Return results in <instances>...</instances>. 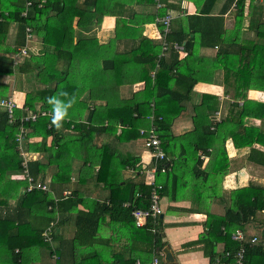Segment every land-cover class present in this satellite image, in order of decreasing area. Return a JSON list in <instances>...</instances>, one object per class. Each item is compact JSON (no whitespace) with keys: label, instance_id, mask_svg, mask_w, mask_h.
<instances>
[{"label":"trees","instance_id":"1","mask_svg":"<svg viewBox=\"0 0 264 264\" xmlns=\"http://www.w3.org/2000/svg\"><path fill=\"white\" fill-rule=\"evenodd\" d=\"M200 1V11L171 22L165 38L170 48L160 56L162 41H152L141 32L145 23L180 10L167 0H31L28 8L23 0H0V78L16 70L33 75L39 85L25 92L23 104L13 109L12 121L0 108V264H52L51 253L57 257L55 264H116V260L133 264L149 261L153 250H162L161 220L157 218L154 224L148 218L144 226L137 227L131 216L134 208L148 207L151 186L123 178V170H139L138 159L115 148L141 139L139 131L151 125L168 162L174 157L170 172L155 175L161 194L185 187L184 178L189 176L196 186L200 179L201 188L213 189L212 182L221 180L228 168V139L234 148L246 152L248 162L264 167V151L253 148L255 144L264 148V103L247 99L250 90L264 92V14L257 15L256 24L250 23L243 31L244 0H225L215 15L211 8L216 0H194L195 7L199 8ZM157 2L163 7L150 11ZM232 3L236 6L234 23L225 28L223 15ZM105 16L115 18L114 36L100 43L93 30ZM12 23L18 25L15 43L19 47H26V35L32 34L44 47L37 55L22 56L16 68L6 56L14 52L6 45ZM124 39L135 44L121 51L118 43ZM174 44L182 50L173 49ZM201 48H216V52L203 56ZM84 62H99L101 67L78 71V63ZM217 73L222 74L225 93L235 100L225 117L218 120L215 115L216 96L202 94L192 107V131L174 137L171 126L184 111L183 103L190 100L195 85L213 84ZM140 82L141 91L129 99L120 98L121 86ZM7 91L8 85L0 82V99H7ZM55 100L72 103L54 123ZM38 110L50 114L34 122L21 121ZM246 119H258L261 126L245 125ZM21 126L25 134L19 144L15 138ZM102 136L107 140L101 143ZM21 151L28 156L26 171L32 184H45V191L27 190ZM210 151H215L210 171L199 170L198 152L211 156ZM39 155L45 157H35ZM90 180L107 192L104 199L84 192ZM126 202L129 207L124 206ZM261 213L264 187L236 188L229 193L224 214L208 215L207 232L187 246H198L209 264L225 252L230 256L223 261L234 264L240 249L242 264H264V235L246 238L244 231ZM48 228L50 242L45 236ZM233 228L243 231L242 241L231 239L228 230ZM114 236L125 239L120 253L128 251V259H114ZM219 243L223 244L220 254L216 253Z\"/></svg>","mask_w":264,"mask_h":264},{"label":"crops","instance_id":"2","mask_svg":"<svg viewBox=\"0 0 264 264\" xmlns=\"http://www.w3.org/2000/svg\"><path fill=\"white\" fill-rule=\"evenodd\" d=\"M167 2L170 4L178 5L180 7V10L178 11L171 10L170 12L163 15L171 17V22L175 20L176 17L184 16V14L193 15L197 11L193 1L167 0ZM160 3L161 2H157V4ZM224 3L225 0H216L211 8V14H217ZM157 4L153 8H151L150 11L160 9L159 7H157ZM160 6L163 7L162 4H160ZM134 8L136 10H141L140 7ZM235 12L236 6L235 3H232L228 11L223 15L225 28L231 27L234 23ZM261 13L264 14V0H244L242 21L243 31L248 29L250 23L256 24L257 15ZM23 14L24 13H22V15ZM73 26L74 28H76V20L73 22ZM114 29L115 18L112 16H105L102 18L100 25L93 30V33L100 43H105L110 38H113ZM17 33V23L10 24L6 37V45L13 49L14 52L11 51L10 53H6V56L12 59L14 68L20 65L24 60V56L20 54L21 50L25 51L26 49L25 57H28L29 54L37 55L44 49L43 45L39 41V38L35 36V34L30 35L29 38L28 35H26V47H24L25 49L21 46L19 47L15 43V41L17 40ZM141 35L157 42L159 36L157 25L155 23H145L142 26ZM160 40H163L161 36ZM133 44H135L134 41L130 39H124L119 41L118 49L121 51H126L129 50ZM15 46L17 47V49L15 48ZM215 52L216 48H201L199 51L200 55L203 56H212L215 54ZM100 65L101 63L99 62L92 65L85 64V62L84 64L78 63V71H86L87 69L96 70L101 67ZM32 76L31 74H18L15 70V73L13 75H7L0 78L1 83L8 85V91L6 93L7 98H10L15 103V106L17 108H19L23 104L25 92L32 91L34 90V88L39 87V85L35 84ZM142 88V82L136 83L134 85H123L119 90L120 98L129 99L134 93L141 91ZM202 94H211L216 96L218 102V110L215 112V115L217 116L218 120H221L225 117L229 108V104L235 102L232 96L225 93V87L222 84L221 73H217L215 82L213 84H196L191 93L190 100L183 103L184 111L179 115V117L174 120L171 126V133L174 137H179L187 132L192 131V107L193 105L200 102V97L202 96ZM247 99L264 103V92L250 90L247 92ZM237 102L239 105H241L242 103L241 101ZM245 122V125L248 126H261V121L258 119H246ZM68 132L70 131L68 130ZM104 137L105 136H102L101 141ZM110 137L112 136H109V142L111 141ZM92 146L93 145H90V147ZM115 148L121 154H129L138 159V163L136 166L139 168V170H123L121 173L123 178L130 179L133 182H143L145 185H147L144 173L145 169L150 163V159L149 154L144 150L142 140L137 139L127 144L117 145L115 146ZM253 148L264 151V148L257 144L253 145ZM210 152L211 156H204L198 152L197 155H199L200 159L202 160V165L199 167V170L210 171V162L213 157H215V151ZM225 152L227 155L228 168L221 180H219V178H216V180L212 182L213 189H207L205 187L201 188L200 179L197 180L198 186H196L194 184V181H191V177L189 176L184 178L188 185H186L185 187L178 186L176 192L172 191L170 195L164 193L161 194V191L159 192L161 196L162 208V218H160V215L157 217L158 220H161L159 230L162 235V241L163 243H165L164 248H169V251L171 252L174 259V264H209L208 258L204 256L203 252L198 246L190 247L187 246V243L197 240L202 233L207 232V228L205 227L204 223L208 215L222 216L224 214L225 209L228 207L229 193L232 190L247 186L248 184H256L259 186H261L262 184L264 187V167H259L251 162H248L245 158L246 152L243 149L239 150L234 148L230 139L225 142ZM35 157L43 159V157L45 156L39 155ZM35 157H33V159ZM168 160L167 165L169 166V170L167 172H170L173 168L174 157L170 160V162H168ZM181 169L183 170L185 168L182 167ZM50 171L51 168L49 169V172ZM158 173L159 172H157L156 174ZM73 178H75V176ZM48 180L49 177H47V181ZM88 184L90 185V187H87L86 185L85 187L87 188H84V192L89 197L98 199H104L106 197L107 192L105 190H102L100 186H96L91 180L88 181ZM139 196V194L135 195L136 198H138ZM13 203V200H10V204L12 205ZM157 218L152 219V222H154V224H156ZM256 220L253 222H249L244 227L246 238L264 235V213L258 215V218ZM153 230L156 231L154 227L152 231ZM110 235L111 232H109V238ZM114 240L115 243L112 246V253L116 254V258L114 259H121V261L128 259V251L124 250L125 252L120 253V250L123 249V244L126 242L125 239L122 238L119 241V239L114 236ZM222 249V243L216 245V253L220 254L222 252ZM119 253L120 256H118ZM111 259L113 258L111 257L110 260ZM115 263L120 264L118 260H116Z\"/></svg>","mask_w":264,"mask_h":264},{"label":"built area","instance_id":"3","mask_svg":"<svg viewBox=\"0 0 264 264\" xmlns=\"http://www.w3.org/2000/svg\"><path fill=\"white\" fill-rule=\"evenodd\" d=\"M25 1L26 8L31 6V0H23ZM38 1V0H36ZM157 7L160 8V4H157ZM170 22L171 17L169 16H159L155 19V24L158 27V39L163 38L162 40V52L160 56H163L164 53L170 48L168 44L165 42V36L169 32L170 29ZM29 29H27V32ZM173 49L175 50H182V46L179 44H174ZM21 55H25V51L21 50ZM15 103L10 99H0V108H4L6 110V113L8 114L9 120H13V109L15 108ZM49 112H41L40 110L35 112H29L27 115H25L21 121L24 122H34L38 117L40 116H47L49 115ZM54 117L53 115H51ZM25 134V129L21 126L19 129L18 134L16 135V141L20 144L23 142V136ZM139 134L141 135V140L143 142V146L147 151L151 154V160L148 164L147 168L145 169V180L146 184L151 186L150 196H149V206L146 209L141 208H134L131 211V216L134 220V223L137 227H142L145 225L148 218H157L159 215L162 214V208H161V196L160 191L162 190V186L155 184V175L157 172L159 173H165L169 170V166L167 165V158L166 155L160 146V141L156 135V131L154 126L151 125L146 130L141 129L139 131ZM20 156L23 158L22 166L24 168L23 170V178L27 180L29 183L28 191L32 188H36L38 190L45 191L47 189V186L45 184H42L41 182H36L34 185L32 184V179L29 177L27 171H26V163L28 156L23 151L20 152ZM165 161V162H164ZM164 162V163H163ZM125 207H129L130 203H124ZM231 235V239L234 241H242L244 239V233L240 228H233L228 230ZM152 232H155L153 230ZM50 234V228L46 230L45 236L47 241H51ZM255 239H252V242H254ZM230 256L228 252H225L222 257H217L211 264H231L224 262L223 259H227ZM52 264H55V261L57 259L56 255L51 253L50 255ZM243 259V249H240L236 254V260L234 264H242ZM133 264H174V263H167L164 260V254L162 250H153L151 259L149 261L143 262L140 260H135Z\"/></svg>","mask_w":264,"mask_h":264},{"label":"clouds","instance_id":"4","mask_svg":"<svg viewBox=\"0 0 264 264\" xmlns=\"http://www.w3.org/2000/svg\"><path fill=\"white\" fill-rule=\"evenodd\" d=\"M71 103H72L71 100H68L66 102L55 100L54 105H53V110H54L53 122L54 123L66 113L67 107L70 106Z\"/></svg>","mask_w":264,"mask_h":264},{"label":"rangeland","instance_id":"5","mask_svg":"<svg viewBox=\"0 0 264 264\" xmlns=\"http://www.w3.org/2000/svg\"><path fill=\"white\" fill-rule=\"evenodd\" d=\"M189 1H193V2H194V0H189ZM197 9H198V11L201 10V1H200V6H199V8L196 7V10H197ZM29 86H30V84H29ZM29 89H30V87H29ZM229 95L231 96L230 93H229ZM247 124H248V122H247ZM106 140H107V138L104 137L103 140L101 141V143L104 142V141H106ZM142 143H143V142H142ZM144 150L149 154V159L151 160V157H152L151 154L147 151V149L144 148ZM150 160H149V161H150ZM261 186H263V185L261 184ZM71 233H72V230H71V232H68L65 236H66V237H67V236L69 237V236L71 235ZM77 251H78V249L76 248V251H75V261H76V262H78V258H77V257H78V254H77Z\"/></svg>","mask_w":264,"mask_h":264},{"label":"water","instance_id":"6","mask_svg":"<svg viewBox=\"0 0 264 264\" xmlns=\"http://www.w3.org/2000/svg\"><path fill=\"white\" fill-rule=\"evenodd\" d=\"M160 218H162V216L160 215ZM162 252L164 254V260L167 263H174V259L173 256L171 254V252L169 251V248L165 247L162 249Z\"/></svg>","mask_w":264,"mask_h":264}]
</instances>
